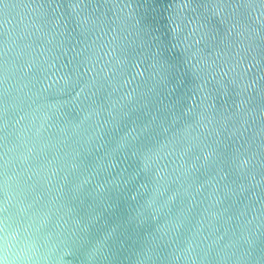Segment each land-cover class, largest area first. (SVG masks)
I'll use <instances>...</instances> for the list:
<instances>
[{
    "label": "water",
    "instance_id": "water-1",
    "mask_svg": "<svg viewBox=\"0 0 264 264\" xmlns=\"http://www.w3.org/2000/svg\"><path fill=\"white\" fill-rule=\"evenodd\" d=\"M0 264H264V0H0Z\"/></svg>",
    "mask_w": 264,
    "mask_h": 264
}]
</instances>
